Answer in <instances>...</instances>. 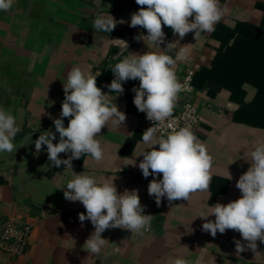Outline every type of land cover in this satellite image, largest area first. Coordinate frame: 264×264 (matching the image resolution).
<instances>
[{
    "label": "crops",
    "instance_id": "0c3cea01",
    "mask_svg": "<svg viewBox=\"0 0 264 264\" xmlns=\"http://www.w3.org/2000/svg\"><path fill=\"white\" fill-rule=\"evenodd\" d=\"M220 4L228 7V14L213 32L202 33L197 40L190 32L180 40L189 55L175 67L178 80L188 69L195 72L190 98L200 122L194 134L213 157L208 191L171 204L165 197L157 206L147 192L154 177L144 178L138 167L143 156H133L150 150L142 141L146 113L133 103L139 80L122 82L124 92L117 95L105 87L114 74L102 77L97 86L113 99L116 96L114 103L126 114V121L119 127L109 124L98 134L104 148L102 161L82 155L72 161V170L51 165L46 145L39 154L32 145L14 166L8 183L0 185V226L6 220L30 224L29 236L20 254L0 249V264H174L178 258L187 264H264V243L257 241L256 254L236 231L217 232L215 237L204 232L206 221L198 217L216 203L241 197L236 183L250 167L246 159L256 141L264 140V0H220ZM139 9L135 0H100L99 6L96 0H15L11 10L0 11V108L16 117L20 132L14 142L27 131L49 129L56 135L53 143L59 142L53 121L60 118L63 83L71 67L102 74L117 53L122 60L129 53L158 51L136 39L147 35L146 29L130 27L131 15ZM107 14L125 23L111 33L95 30L94 20ZM163 31L161 50L180 39L167 26ZM167 54L175 57V49ZM254 67L258 73L252 75ZM63 119L67 127L69 118ZM59 155L67 159L70 153ZM131 159L136 166L126 165ZM72 171L92 175L98 182L115 178L119 194L137 190L140 202L150 206V230L132 235L128 230L108 229L102 238L109 244L98 255L88 253L83 245L94 226L90 220L79 221V213L86 210L63 194ZM155 178L162 179V174ZM235 240L247 250L237 255ZM112 243L119 253L113 252Z\"/></svg>",
    "mask_w": 264,
    "mask_h": 264
},
{
    "label": "clouds",
    "instance_id": "9594fccd",
    "mask_svg": "<svg viewBox=\"0 0 264 264\" xmlns=\"http://www.w3.org/2000/svg\"><path fill=\"white\" fill-rule=\"evenodd\" d=\"M135 2L140 9L131 15L130 27L146 29L147 35H138L136 39L143 40L147 46L151 45L158 51L129 53L122 60L121 53L115 54L113 59L119 60L111 69L115 79L105 87L110 93L119 95L124 92L122 82L139 80V87L133 88V103L155 125L142 134V141L149 146L146 149L150 150L133 152L135 157L143 156L138 165L143 177H154L148 184V195L155 197L157 206L165 197L169 204L181 199L190 201L192 194L208 191L213 157L190 126L174 128L166 137H157V125L172 117L179 94L185 90L175 72L177 63L186 61L189 55L188 48L186 45L181 46L180 40L190 32H194L195 40L202 33L213 32L215 25L228 14L229 9L226 5L222 6L220 0ZM14 3L15 0H0V11L11 10ZM96 3L99 6L100 0H96ZM123 23L124 20L117 21L111 14L99 15L94 20L93 28L111 33L117 24ZM164 26L171 28L180 39L168 43L166 49L161 50L160 45L166 38ZM124 43L128 48L127 43ZM172 49H175V57L167 54ZM100 75V71L93 75L79 65L67 72L60 118L53 121L59 133L58 143H53L56 135L51 129L42 132L35 141L32 135L25 138V144L33 141L37 154L42 146H47L51 165L59 167L63 164L72 170V161L80 159L82 155L90 156L97 162L102 161L104 148L98 134L109 124L119 127L126 121V114L114 103L116 96L113 99V95L104 93L97 86V77ZM63 118H69L67 127L64 126ZM19 132L16 117L0 108V153H7L8 156L16 153L14 140ZM61 153L70 155L67 159H61ZM246 160L250 162V167L236 183L241 197L227 204L216 203L208 214L201 213L198 217L206 221L202 225L204 232L215 237L217 232L224 234L226 230L236 231L247 242V249L259 254L256 252L257 241L264 243V140L256 141L250 158ZM126 165L136 166V161L131 159ZM72 173L73 178L67 182L63 194L66 200L79 201L86 210V214L79 213V221L90 220L94 226V232L83 245L88 253L98 255L109 244L107 239L102 238V233L108 229L128 230L132 235H143L150 230L153 216L144 214L137 190H125L119 194L114 184L115 178L98 182L94 176L84 172ZM161 174L162 179L155 178ZM228 179H232L230 173ZM210 216L215 219L209 220ZM234 243L237 255L247 250L240 240ZM112 245L113 252L119 253L120 248L116 243ZM174 264L187 262L178 258Z\"/></svg>",
    "mask_w": 264,
    "mask_h": 264
},
{
    "label": "built area",
    "instance_id": "2783aa9c",
    "mask_svg": "<svg viewBox=\"0 0 264 264\" xmlns=\"http://www.w3.org/2000/svg\"><path fill=\"white\" fill-rule=\"evenodd\" d=\"M194 74L193 69H188L182 79L179 80L185 86V90L179 94L172 117L163 124L157 125V137H166L174 128L178 129L185 126H190L195 133L200 122V113L190 98L195 90ZM145 126L147 130L155 125L146 118ZM141 205L144 207V214L149 215L150 206L144 202H141ZM30 228L31 225L27 223L19 226L11 220L4 221L0 226V249L14 254L22 253L26 246Z\"/></svg>",
    "mask_w": 264,
    "mask_h": 264
},
{
    "label": "water",
    "instance_id": "95a60500",
    "mask_svg": "<svg viewBox=\"0 0 264 264\" xmlns=\"http://www.w3.org/2000/svg\"><path fill=\"white\" fill-rule=\"evenodd\" d=\"M42 132L43 131H27L22 137H20V139L14 142L17 148L16 153L9 156L7 153H0V185L8 183L7 178L13 172L14 166L24 159L26 153L32 148V145L34 144L33 141H35ZM30 135H32L33 141H28L27 144H25V138ZM22 144L25 146H21Z\"/></svg>",
    "mask_w": 264,
    "mask_h": 264
},
{
    "label": "trees",
    "instance_id": "16d2710c",
    "mask_svg": "<svg viewBox=\"0 0 264 264\" xmlns=\"http://www.w3.org/2000/svg\"><path fill=\"white\" fill-rule=\"evenodd\" d=\"M117 62H118V60L113 61V63H112L113 65H112L111 67H109L107 71L104 70L105 72H102V74L97 78V81L101 80L102 77H106V76H109V75H111V74H114V73L111 71V69H112V67L115 65V63H117Z\"/></svg>",
    "mask_w": 264,
    "mask_h": 264
},
{
    "label": "rangeland",
    "instance_id": "374dc122",
    "mask_svg": "<svg viewBox=\"0 0 264 264\" xmlns=\"http://www.w3.org/2000/svg\"><path fill=\"white\" fill-rule=\"evenodd\" d=\"M254 69H255L254 71H253V70L251 71V74H252V75H254V74H257V73H258V67H254ZM253 73H254V74H253Z\"/></svg>",
    "mask_w": 264,
    "mask_h": 264
}]
</instances>
